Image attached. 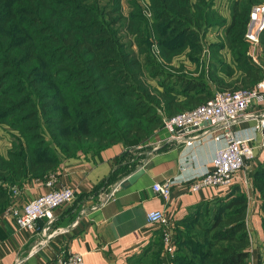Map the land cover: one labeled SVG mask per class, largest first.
I'll list each match as a JSON object with an SVG mask.
<instances>
[{"label":"trees","instance_id":"obj_1","mask_svg":"<svg viewBox=\"0 0 264 264\" xmlns=\"http://www.w3.org/2000/svg\"><path fill=\"white\" fill-rule=\"evenodd\" d=\"M261 1L231 4L225 34L236 65L220 53L225 42L214 43L208 69L194 74L170 63L188 46L199 60V32L224 20L213 0H152L162 61L151 50V29L136 0L129 15L123 0H0V123L20 132L8 155L0 154V212L9 202L5 183L44 177L80 151L137 145L165 117L205 102L217 89L239 81L252 86L264 71L251 60L245 33L251 8ZM220 68L242 75L228 80ZM45 129L61 155L39 140ZM134 168L123 165L122 172ZM250 175L262 197L264 227V161ZM247 205L238 185L196 204L176 221L170 264H250ZM156 246L128 264H164L161 242Z\"/></svg>","mask_w":264,"mask_h":264},{"label":"crops","instance_id":"obj_2","mask_svg":"<svg viewBox=\"0 0 264 264\" xmlns=\"http://www.w3.org/2000/svg\"><path fill=\"white\" fill-rule=\"evenodd\" d=\"M216 1L213 0V6L218 9ZM228 17L230 19V15ZM210 59L193 60L184 55L175 58L174 62L196 74L208 69ZM225 59L228 60V56ZM218 73L234 80L242 72L236 69L229 75L220 68ZM257 110V107L249 108L250 114ZM257 121L256 117L247 116L234 125L239 137L253 139L256 157L250 163L248 173H242L227 188L209 186L192 191L186 181L205 173L217 150L225 145L219 129L193 145H185L170 138L164 127L156 129L137 145L126 147L119 142L98 152L80 151L65 157L57 169L44 177L28 178L20 185L7 184L9 202L0 212V264H58L60 258L72 252L81 253L84 264H128L129 259L145 247L148 248L146 255H150L156 243L163 242L161 227L148 221L147 211L165 210L176 224L203 199L225 194L235 185L248 195L250 262L264 264L262 197L250 175V171L264 161V148L257 146L263 136L256 127ZM123 165L125 169L135 166L134 170L143 166L145 172L135 181L122 185L134 171L124 174ZM50 179L54 182L52 186L47 184ZM165 179L172 180L169 201L153 189L156 181ZM63 185L74 186L77 196L71 203L55 208L53 223L48 226L47 219L42 218L34 229H20L10 210L22 208L39 194ZM112 191L114 193L109 196Z\"/></svg>","mask_w":264,"mask_h":264},{"label":"built area","instance_id":"obj_3","mask_svg":"<svg viewBox=\"0 0 264 264\" xmlns=\"http://www.w3.org/2000/svg\"><path fill=\"white\" fill-rule=\"evenodd\" d=\"M263 31L264 3H258L251 8L245 33L251 43V49L253 48L252 54L255 60L257 59L255 50L260 45ZM263 104L264 72L252 86L217 90L205 102L165 117L163 127L169 131V137L179 143L193 145L195 141L217 129L220 130L221 137L225 139V145L217 150L211 167L205 173L186 180L190 190L197 191L209 186L227 188L232 186L242 173L243 175L248 173L250 163L256 157V144L252 138L239 137L234 125L244 117H256L258 120L256 127L263 135L261 143L257 146L264 148ZM251 107L258 108L255 114H250ZM53 183L51 179L47 181L50 186ZM153 189L169 201L172 194V180L156 181ZM113 193L114 191L109 196ZM76 196L77 191L74 186L54 187L32 198L22 208H12L10 213L15 217L20 229L32 230L42 218L47 219L49 226L54 221L55 208L71 203ZM147 219L150 223L161 227L163 254L166 256L164 264H170L171 257L176 251L175 222L162 209L147 211ZM58 264H84L83 256L79 252H72L60 258Z\"/></svg>","mask_w":264,"mask_h":264},{"label":"rangeland","instance_id":"obj_4","mask_svg":"<svg viewBox=\"0 0 264 264\" xmlns=\"http://www.w3.org/2000/svg\"><path fill=\"white\" fill-rule=\"evenodd\" d=\"M131 1L132 0H123V8H124V11L127 15H129V12L131 11V8H132ZM136 2H138V4L141 6V11L143 13V16L147 19V22H148L149 27L151 29V38H150L151 50L153 51L155 56L159 60L162 61L164 59H163L162 54H161L162 49H161L159 39H158V36L156 33V26H155V19L156 18L154 15L152 0H136ZM232 2H233V0H217L216 1V6L218 8L216 10L218 12V15H221L222 17H224V20L222 21L221 24H216V25H212V26L208 27V29L205 32H203V31L199 32V40H201V45H202L201 49H199L196 52L199 55V58H202L204 60L209 58V57L212 58L214 52L212 51L211 46L214 43L225 42V46L220 50V53L223 54V56L225 58H227V56H228L227 61H230L234 64L233 57H232V50L230 48V44H228L230 42H229V40L225 34L226 24L231 19V4H232ZM258 3H264V1L254 3L253 5L258 4ZM229 15H230V19H228ZM217 19H219V17H217ZM263 32L261 34L260 45L255 50V52L257 53V59L256 60L254 59L253 54H252L253 48L251 49V43L248 41L246 36H245V39L249 42L248 54H249L251 60L254 62H257L259 65H261L263 68V71H264V44L262 42ZM189 49L193 51V49H191L188 46L185 49H181L178 52H175L170 64H172L173 66H180L181 64H176V62H174V59L177 57L184 56V55L189 56V54H188L190 51ZM225 71L228 72L227 68H225ZM233 73H234V71H233ZM239 83H240V81H239ZM238 86L241 87L240 84H238ZM44 133L46 135V139H39V140H41L42 142L50 144L51 145L50 147L56 148L57 152L61 155L59 144L55 141V139H52V137L50 136V132L47 129H45ZM19 135H20V132L18 131V129L14 128L13 126H11L8 123H0V154L7 156L8 153L10 152V150L14 146L13 142L18 140V139H15L16 136H19ZM62 160H63V158H62ZM5 184L7 185L10 183H5ZM97 200L99 201V199H97ZM97 200H95V201H97ZM161 245H162V250H164L163 249L164 248L163 242L161 243ZM163 257H164V261H166V256L163 255ZM250 264H251V262H250Z\"/></svg>","mask_w":264,"mask_h":264},{"label":"water","instance_id":"obj_5","mask_svg":"<svg viewBox=\"0 0 264 264\" xmlns=\"http://www.w3.org/2000/svg\"><path fill=\"white\" fill-rule=\"evenodd\" d=\"M145 172V168L143 166L135 169L133 172H131L122 182V185H125L126 182H133L135 181L139 176H141Z\"/></svg>","mask_w":264,"mask_h":264}]
</instances>
